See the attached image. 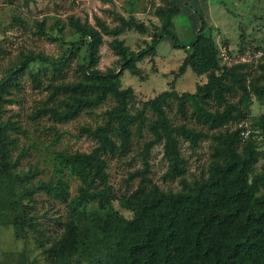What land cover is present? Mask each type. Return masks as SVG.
<instances>
[{
	"label": "trees",
	"instance_id": "obj_1",
	"mask_svg": "<svg viewBox=\"0 0 264 264\" xmlns=\"http://www.w3.org/2000/svg\"><path fill=\"white\" fill-rule=\"evenodd\" d=\"M171 6L177 8L175 2ZM158 14L161 28H155L158 32L153 33L150 44L137 52L120 39L126 30L146 32L145 25L135 19L120 18L119 25L111 28L99 18L95 26L70 18L73 32L87 40L88 59L77 70V80L48 86L52 106L45 105L36 113H45L56 123H67L109 100L112 105L104 111L100 124L81 129L96 146L88 153L59 151L48 181L33 184L34 174L18 169L12 153L16 146L12 132H19V126L4 118V94L31 63L49 65L54 75L59 73L75 45L57 59L43 53L23 55L0 81V218L21 230L31 228L34 219L27 214L30 203L26 200H35L41 191L64 204L67 215L60 235L50 246L38 245L49 264H264V152L259 165V151L264 148V112L249 115L253 99L264 108V63L254 72L246 71L248 63L222 64L200 12V28L190 43L181 42L173 30L175 14L171 7L160 8ZM105 36L114 38L111 45L121 59L119 71L97 68ZM167 37L187 53L179 74L190 68L199 77L206 76L207 81L193 93L163 91L132 113L129 108L134 92L121 87V76L124 71L139 74L137 63L153 54ZM236 94L240 97L232 102L229 96ZM172 100L181 116L186 115L189 104L191 117L206 131L173 123L167 113ZM211 102L219 107L210 110ZM147 113H151L150 119ZM244 120L250 123L248 135L240 126ZM233 123L238 126L229 128ZM134 130L144 140L140 149L143 168L128 174V183L138 181L136 189L118 197L109 182L107 157L126 156L132 148ZM145 131L150 134L147 140ZM205 138L212 141L210 161L200 177L188 181L184 178L181 140L195 149ZM157 144H163L168 163L165 178L181 177V189L176 192L161 189L149 178V160ZM73 180L79 183L75 195L70 192ZM115 200L131 213L130 218L114 207Z\"/></svg>",
	"mask_w": 264,
	"mask_h": 264
},
{
	"label": "rangeland",
	"instance_id": "obj_2",
	"mask_svg": "<svg viewBox=\"0 0 264 264\" xmlns=\"http://www.w3.org/2000/svg\"><path fill=\"white\" fill-rule=\"evenodd\" d=\"M173 2L177 8L171 6ZM166 7H171L175 14L173 30L181 42L190 43L194 39L200 28V12L208 23L207 35L218 46L222 64L230 66L248 63L250 66L246 71L254 72L259 63H264V0H0V81L7 77L23 55L43 53L57 59L75 45L67 55L66 65L61 67V71L58 68L59 73L54 75L49 65L31 63L4 94V118L11 119L19 126V132H12L16 140L13 157L18 161L20 171H31L34 174L33 184L40 180L48 181L53 175L57 163L55 156L59 151L90 152L96 142L82 133L81 129L94 128L100 124L104 111L112 105L109 100L99 109L83 112L67 123H56L45 113H36L45 105L52 106L49 102L51 89L48 86L51 83L77 80V70L88 59L87 40H81L73 32L70 18L94 26L99 18L111 28L119 25L120 18L135 19L145 25L146 32L126 30L120 39L124 41V46L137 52L150 44L153 33L158 32L155 28H161L158 11ZM58 22L65 25L61 26ZM40 24L44 25L43 29L39 27ZM41 30L45 32L41 33ZM113 39L105 36L99 49L97 68L102 71H119L121 68V59L111 45ZM186 54L185 50L176 48L172 39L167 37L153 54L137 63L139 74L123 72L121 87L132 88L134 92L130 112L142 108L144 103L163 91L193 93L207 81L206 76L199 77L190 68L179 74V66ZM34 75L40 76V81ZM239 97L236 94L229 96V99L236 102ZM176 107V101L172 100L167 108L168 117L173 123L206 131L191 117L192 107L189 104L185 116H181ZM217 107L215 102L208 105L210 110ZM263 112L264 108L253 99L250 117L259 116ZM151 116V113H147L149 119ZM249 124L248 120L240 123L245 128V135L249 133ZM237 126V123H233L229 128ZM149 138V132L145 131V140ZM143 141L135 132L132 148L126 156L107 157L109 182L118 197L136 189L138 181L128 183L127 179L129 173L143 168L140 155ZM211 143L210 138H205L197 148L192 149L190 142L181 140L180 149L186 168L184 178L188 181L205 172L210 161ZM259 152L260 165L264 148ZM149 163V178L153 183L165 191L176 192L181 189V177L165 178L168 163L164 158L163 144H157L152 149ZM78 185L77 181H71L72 195L76 194ZM26 202L30 203L27 214L34 219L31 228L21 230L4 224V218H0V264H49L38 245L42 242L50 246L60 235L67 208L42 191L35 194V200ZM113 205L121 214L131 217V213L122 209L117 200Z\"/></svg>",
	"mask_w": 264,
	"mask_h": 264
}]
</instances>
